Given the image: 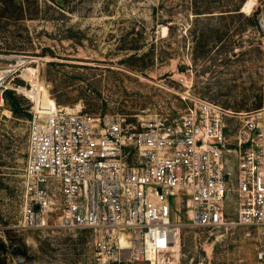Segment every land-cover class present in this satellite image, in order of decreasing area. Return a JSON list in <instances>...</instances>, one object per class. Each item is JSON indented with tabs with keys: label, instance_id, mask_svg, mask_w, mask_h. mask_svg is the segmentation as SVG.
Here are the masks:
<instances>
[{
	"label": "rangeland",
	"instance_id": "obj_1",
	"mask_svg": "<svg viewBox=\"0 0 264 264\" xmlns=\"http://www.w3.org/2000/svg\"><path fill=\"white\" fill-rule=\"evenodd\" d=\"M247 1L0 0V70L24 61L0 83V264H95L89 230L16 228L34 105L17 89L36 80L38 111L47 97L130 119L182 111L187 91L233 113L264 107V0L250 10ZM228 121L232 134L237 121ZM236 200L231 193V213ZM182 222L180 264H257L249 228L193 227L184 210Z\"/></svg>",
	"mask_w": 264,
	"mask_h": 264
},
{
	"label": "built area",
	"instance_id": "obj_2",
	"mask_svg": "<svg viewBox=\"0 0 264 264\" xmlns=\"http://www.w3.org/2000/svg\"><path fill=\"white\" fill-rule=\"evenodd\" d=\"M23 95L34 105L18 230H89L95 264H180L184 210L193 227L249 228L264 264V107L233 113L187 91L182 111L130 119L83 104L43 113Z\"/></svg>",
	"mask_w": 264,
	"mask_h": 264
},
{
	"label": "bare ground",
	"instance_id": "obj_3",
	"mask_svg": "<svg viewBox=\"0 0 264 264\" xmlns=\"http://www.w3.org/2000/svg\"><path fill=\"white\" fill-rule=\"evenodd\" d=\"M253 3H254L253 0H248L246 2L245 9H247V10L249 9L250 10L252 8V4ZM167 31H168V28L167 27H164V32L166 33ZM17 63L18 64L15 65V66L14 65H10V66H7V68H5V69L0 70V83H3L11 75L12 72H14L19 66L23 65L24 64V61H23V59L20 58V59H18ZM24 75L31 82L34 79L38 78L37 77V71L36 70H33L31 68L25 69L24 70ZM35 81L33 82V89L32 90H29L28 88H22V87H20L18 89V91L20 93L26 94L27 96L32 95L33 98H34V100H36L37 99V91H38V90H36V87H38V84ZM38 108L43 113L51 112V111H53V110L56 109V104H55V102L52 99L47 98V97H44L41 100V102L39 103Z\"/></svg>",
	"mask_w": 264,
	"mask_h": 264
},
{
	"label": "trees",
	"instance_id": "obj_4",
	"mask_svg": "<svg viewBox=\"0 0 264 264\" xmlns=\"http://www.w3.org/2000/svg\"><path fill=\"white\" fill-rule=\"evenodd\" d=\"M240 9V6L237 8V9H235V10H239ZM227 11H230V10H227ZM4 96H5V98L8 100V101H10V96H9V91L8 90H6V91H4ZM12 104H13V109L14 110H17L18 109V107H17V103L15 102V101H12Z\"/></svg>",
	"mask_w": 264,
	"mask_h": 264
},
{
	"label": "water",
	"instance_id": "obj_5",
	"mask_svg": "<svg viewBox=\"0 0 264 264\" xmlns=\"http://www.w3.org/2000/svg\"><path fill=\"white\" fill-rule=\"evenodd\" d=\"M261 25L264 27V19L261 20Z\"/></svg>",
	"mask_w": 264,
	"mask_h": 264
}]
</instances>
